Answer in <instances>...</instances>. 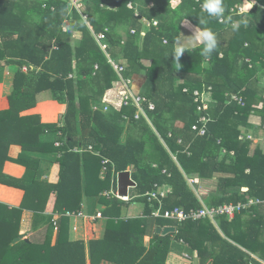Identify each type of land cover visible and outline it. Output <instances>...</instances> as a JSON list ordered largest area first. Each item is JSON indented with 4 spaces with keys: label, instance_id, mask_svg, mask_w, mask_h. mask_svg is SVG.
Listing matches in <instances>:
<instances>
[{
    "label": "trees",
    "instance_id": "trees-1",
    "mask_svg": "<svg viewBox=\"0 0 264 264\" xmlns=\"http://www.w3.org/2000/svg\"><path fill=\"white\" fill-rule=\"evenodd\" d=\"M173 1L85 0L81 13L72 10L69 16L63 4L50 11L40 10L37 0L21 6L17 0H0V64L28 67L25 75L19 70L15 73L9 108L0 110V184L24 191L19 208L0 211V264H86L84 242H69L61 236L60 222L65 218L59 222L55 243L47 245L49 250L45 243L43 248L26 241L11 242L18 236L24 210L41 214L49 194L56 191L55 211H75L82 194L97 197L108 186L113 166L115 173L133 167L137 197L130 202L144 204L146 217L156 206L144 195L159 194L163 186L171 191L161 199L162 211L200 209L193 189L199 187L198 182L212 180L216 189L203 200L207 207L245 204L249 199L264 202V152L253 147L252 136L238 139L248 135L241 128H252L249 118L255 112L261 116L264 131V98L259 89L264 77V0H254L259 5L247 14L230 11L244 0H222L223 22L202 11L203 0H182L176 7L171 6ZM183 20L216 34L217 47L210 58L201 55V44L185 49L176 59ZM238 20L246 23L234 31L232 22ZM121 24L125 29H120ZM77 32L79 39L74 38ZM99 33L105 36L106 54L95 40ZM106 55L124 67L122 76L130 80L131 91L147 100L143 107L156 133L144 119L134 120L133 107L104 110V95L118 80ZM208 88L209 107L199 114L193 92ZM45 92L66 105L61 128L41 123L36 115L20 116ZM226 94L241 95L244 106L227 104ZM148 103L153 104L152 111ZM259 103L262 109L256 110ZM203 115L209 121L205 134L199 136L192 128ZM59 132L64 149L55 159L58 149L46 142L45 135ZM14 146L18 157L12 160L9 152ZM76 148L88 152L76 153ZM48 154L59 167L56 185L40 181L46 173L41 170V158ZM101 158L110 162L107 180L98 183ZM6 161L23 166L24 176L6 179L2 171ZM97 200L107 205L103 241L109 243L110 253H130L108 259L112 264H164L170 234H151L148 248L143 244L153 224L175 226V240L185 242L189 254H197L199 264H260L249 254L264 261V204L245 207L232 220L218 217L222 236L207 220L181 224L150 218L121 220L122 201ZM88 247L90 263L96 264L94 258L103 243L91 240Z\"/></svg>",
    "mask_w": 264,
    "mask_h": 264
},
{
    "label": "crops",
    "instance_id": "crops-1",
    "mask_svg": "<svg viewBox=\"0 0 264 264\" xmlns=\"http://www.w3.org/2000/svg\"><path fill=\"white\" fill-rule=\"evenodd\" d=\"M17 1H18L17 4H20V6H21L22 4L25 5L31 1H36V0H17ZM37 1H40V2H37V4H36L37 7L40 8V10L49 8L50 11H53L54 6L56 4H63L65 6H67V8H68L67 14L70 16V13L72 10H76V11H78V13L79 12L81 13L82 5H83L85 0H37ZM71 1H75V2L80 1L81 8L79 10H77L73 6ZM105 1H107V3H110L112 0H105ZM176 5H177V3L172 4V2H171L172 7H176ZM258 5L259 4L254 0H244L241 5H238V7L242 8V10L244 12L242 14H247V13H249V11L251 10V8L253 6H258ZM84 17H87V15L85 14ZM63 22L65 24L66 19ZM183 23H182L183 27L187 26V28H191V26H193L192 23L189 22L188 20H183ZM195 28L197 29V27H195ZM62 31L65 32L66 29L64 27H62ZM179 37L182 40L177 41V43H176L177 48L184 44L183 42H185V40H186L185 38H189L191 40L192 34L187 29L181 28ZM74 38L79 39L80 34L78 32L75 33ZM187 42H189V41H187ZM190 44L192 46L196 47V45H200L201 43L196 42L194 44L193 43H190ZM192 46H186V47L184 46V48L190 49V47L192 48ZM15 67H16L15 70H11L10 69L11 66H6V65L0 66V110L9 108L8 98L13 94L15 73L18 70L21 71L22 68H24V67L28 68L27 66L20 67V69L17 66H15ZM95 67H97V66H95ZM26 73H27V71H23L22 74L25 75ZM70 76H72V75H70ZM263 80H264V77L261 79V81L259 83V89L262 91L263 98H264V81ZM209 96L210 95H206L207 98H209ZM227 104H229L228 101H227ZM254 108L256 110H261L262 104L259 103L258 105H255ZM65 112H66V105L61 101H57V100L51 98L49 93L45 92V93H42L38 96L37 103L33 108H29V109H26L25 111H22L20 113V116L36 115V116H39L41 123H43V124H55L58 128H61L63 126V120L62 119H63ZM249 123L252 126V128L242 127L241 131L252 136L253 137V147H255V146L260 147L261 150L264 152V131H262L261 130L262 128H260V126L262 125L261 116L257 112H255L249 118ZM147 124H148V122H147ZM151 125H150V127L156 133L153 126H151ZM61 137H62V135L60 134V132L57 133L56 135H51V134L45 135V140H47L46 142H48V143L53 142V146L58 149V152L55 156V159L56 158L58 159L63 154L62 148L64 147V142H61ZM56 143H59L60 145L57 146ZM77 149L78 148L75 149L76 153L88 152V151H84L82 148L79 150H77ZM252 149H254V148H252ZM17 151H18V148L16 146H14L12 148V151L9 152V157H11L12 160L13 159L15 160L18 157L16 154ZM223 153H225V151H223ZM92 155L95 157H98L100 159L97 152L93 151ZM42 157L43 158H41V160H42L41 161V170H46V173L42 176V179L40 181L43 180V181L48 182L51 185H56L58 180H59L58 164H55V162L53 161V156L51 154H48V155L42 156ZM128 168H130V169H128ZM128 168L126 171L120 172V173L128 172L130 175V180L134 182V180L132 179L133 167L130 166ZM112 170L115 172L114 166L112 167ZM2 171H3V175L9 181H14L15 179H21L25 174V168L23 166L18 165L14 162H10V161L4 162ZM89 171H91V170H89ZM101 173H102V170L99 169L98 174H96V180L98 183H102V181L107 180L106 179L107 174L104 177H102ZM118 176H119V173H115V174L111 173V178L109 180L110 184L108 183V186L106 188H102L101 192L97 196L98 198H104L106 200H110V199L104 197L103 193L108 192L111 189L114 192L117 191L119 194ZM202 184L198 182V186H199L198 189H193L195 191L196 195L199 197V200L201 202V206L205 205L203 200H205V198L207 197L206 196L207 194H205L206 197H204V193L202 194V192H203V189L201 187ZM135 187H136V183H135L134 187H128L127 188V196H125V197H129L130 201H132L133 198L137 197L136 196L137 193L135 192ZM130 190L134 191V194L132 196H129ZM170 191H171V188L169 186H163L159 190V193L164 194L163 197H161V199L165 198L170 193ZM200 192L202 195H200ZM97 197L94 196V193H91L88 196L86 194H82V201L80 202V208H78L75 211L66 210L63 212H59V211L57 212V211H55V203H56V198H57V193L55 191V192L49 194L48 202L44 208V211L41 214L34 216L33 213H31L30 211L24 210L22 212V214H21L22 216L20 217L21 223L19 222L20 223V231H18L19 232L18 236L24 235V238L27 240L26 242L37 244L38 246H43V244L45 243V245H44L45 248H48L50 245L55 243L57 231L59 229V222L62 220V218H65L64 220H62L60 222V224L63 223L62 229H61V236L65 235L66 236L65 239H67V241H69V242H71V241H82V242H84L85 252L87 253L86 264H91L90 259L88 257V251H89L88 246H89V242L91 240H98L101 243H103V248L99 249L98 254L94 258L95 263L96 264H112V262L108 259L116 258L118 256V258H117V260H118V259H120L121 256L128 255L130 253L128 251L123 252V253H116L114 251L113 253H110V248H108L109 243L106 244L103 241V239L107 235L106 228H107V224H108L107 223L108 217L105 214L107 212L106 211L107 205L103 204L102 201H98ZM23 198H24V191H22L21 189L0 184V211L1 212H3L5 209L11 210V209L19 208L22 201H23ZM111 199H115V198H111ZM249 200H256V199H249ZM130 201L129 202H123L122 201L124 204H128V207H126L127 208L126 214L123 217V219L121 218L123 216V212H122L123 207H121L119 219H121V220L133 219V218L161 219V218H152L151 214L146 217V215L144 214V204H142L140 211L136 212L137 208L131 207L135 203H132ZM248 201H247V203H248ZM96 202H98L100 204H98ZM247 203H245V204H247ZM238 204H241V203H238ZM245 204H242V205H245ZM258 204H254V205L260 206V205H263L264 202H260ZM254 205H252V206H254ZM249 207H251V206H249ZM79 211L84 213V215L87 218H92V219L87 221L84 219L60 217L57 219V231H54L52 223H53V219L55 217V214L63 215V214H65V212L76 213ZM97 213H100V215H101L100 219H94V217H96ZM50 218H51V220H50ZM48 219L50 220V223H49ZM216 219H215V223L214 224L212 223V224L218 229ZM163 220H165V219H163ZM228 220H230V219H228ZM169 221H171V220H169ZM173 222H175V221H173ZM175 223H177V222H175ZM177 224H181V223H177ZM72 225H73V228H71ZM153 226H154L153 229L148 230L146 233V236H144V238H143V244H144L145 248H148V245H149V242L151 239V234L159 235L156 233L157 228L163 229L166 227H171V228L175 229L174 233L166 234V235L170 234L171 236L169 237V242H168L169 252L165 258L164 264H191L192 261H195L197 259L199 260V258H196V257H198L196 253L189 254L188 246L185 242H183L181 240L180 241L175 240V234H176V227L175 226L165 225L163 227H159V226H155L154 224H153ZM75 228H76V231H74ZM218 231H219L220 235L223 236V234L221 233V231L219 229H218ZM166 235L163 236L160 234V236H162V237H165ZM21 241H25V240H21ZM21 241H19V242H21ZM19 242H17V243H19ZM48 244H50V245H48ZM11 245H12V242H11ZM47 245H48V247H47ZM123 245H124V250H125L126 244H124V241H123ZM44 246H43V248H44ZM48 250H49V248H48ZM2 253H4V252H2ZM185 254H188L191 260H185V258L183 257ZM249 255L252 257V259L256 260L260 264H264V261L259 259L256 255H253V254H249ZM99 257H100V260H99ZM198 264H199V262H198Z\"/></svg>",
    "mask_w": 264,
    "mask_h": 264
},
{
    "label": "built area",
    "instance_id": "built-area-1",
    "mask_svg": "<svg viewBox=\"0 0 264 264\" xmlns=\"http://www.w3.org/2000/svg\"><path fill=\"white\" fill-rule=\"evenodd\" d=\"M182 0H174L173 2L176 4L180 3ZM196 2H198V0H195ZM79 2V7L76 8L77 10H79L81 8V4L80 1ZM76 2V3H78ZM172 2V3H173ZM74 6V5H73ZM75 7V6H74ZM128 8H132V5L129 3L128 4ZM202 9V8H201ZM203 12H206L202 9ZM231 13H238V14H242L243 10L241 7H234L231 10ZM84 19H86V17L83 16ZM219 22H223V18L218 20ZM144 25L147 26V28L150 26L149 23H147L146 21H143ZM153 26L157 25V22H154L152 24ZM134 31H131V33H133ZM104 34L103 33H99L95 35V40L98 43V45L100 46L101 50L106 54V46L102 43V41L104 40ZM109 64L111 65L114 73L116 74L118 80L114 83V88L109 90L105 95H104V100L106 102H108L105 106H104V110H107L109 107H113L115 110L120 111L122 108L125 107H133L135 109V114H134V120H140V119H144L145 121H147L149 123V125H151V122L147 116L146 113V109L143 107V105L145 103H147V100L142 97V96H136L130 89V80L129 79H124L122 76V73L124 71V67L115 63L114 61H112L108 55H106ZM96 68V67H95ZM23 71H28V68L24 67L22 68ZM71 77V76H70ZM116 85V87H115ZM210 89L208 88V90H203L202 92L196 90L193 92V98H194V103L197 105L196 106V111L200 114L203 113L205 111H207L208 107H209V102L210 100H208L209 98L206 97V95H208V92ZM225 97L227 98L228 103H236L238 106L243 107L244 106V98L239 95V94H226ZM108 105V106H107ZM154 109L153 104L148 103V110L152 111ZM125 119H127L126 116H124ZM209 118H207L206 116H201L197 122L196 125L193 126V130L198 132L199 136H203L205 134V127L206 124L208 123ZM152 126V125H151ZM264 130V127H263ZM252 139V137L250 135H240L239 136V140H244V139ZM57 146H59V143H56ZM109 160L105 159V158H101V166H102V177H104L106 175L107 172V167L106 165L109 164ZM112 174H115V172L112 170ZM189 184H193L192 180H188ZM164 194H157L155 192H149L146 193L144 195V197L147 198V200L149 202H155V209L152 210L151 212V217L152 218H161V219H165V220H171V221H175L177 223H183L186 221H192V222H196V221H200V220H208L211 223H215V219L219 216H226L228 219H232L235 215V213L241 211L242 209H244L245 207H249L252 206L254 204H258L260 203L259 200H249L247 204L242 205V204H225L222 206H218V207H207L205 205H202L200 209L198 210H190L188 212L179 209V208H175L172 210H165L162 211V204H161V197H163ZM103 196L111 199V198H115L118 199L120 201L123 202H129L130 198L129 197H121L119 196L117 191H112V189L108 192H104ZM60 217H67V218H76V219H84V220H91L92 218H87L84 213H82L81 211L76 212V213H71V212H65V214L60 215V214H55V217L53 219V229L54 231H57V219ZM101 215L100 213H97L96 217H94V219H100ZM74 231H76V228L74 229ZM186 259H190L188 254H185L183 256Z\"/></svg>",
    "mask_w": 264,
    "mask_h": 264
},
{
    "label": "clouds",
    "instance_id": "clouds-1",
    "mask_svg": "<svg viewBox=\"0 0 264 264\" xmlns=\"http://www.w3.org/2000/svg\"><path fill=\"white\" fill-rule=\"evenodd\" d=\"M201 8L206 11L207 15L214 19H222L225 8L223 6L222 0H203V3L201 4ZM246 23L244 20H238L232 22V29L235 31L238 29V26L240 24ZM199 42L203 45L201 49V55L208 59L211 57L212 52L217 47V38L216 34L208 29V28H197L194 31V34L192 35L191 40L189 43H196ZM185 48L183 46H180L176 49L175 57L176 59H179V57L184 53Z\"/></svg>",
    "mask_w": 264,
    "mask_h": 264
},
{
    "label": "rangeland",
    "instance_id": "rangeland-1",
    "mask_svg": "<svg viewBox=\"0 0 264 264\" xmlns=\"http://www.w3.org/2000/svg\"><path fill=\"white\" fill-rule=\"evenodd\" d=\"M72 2V4L75 6V8H78L79 7V3H76L75 1H71ZM172 4H175L174 2L172 3ZM244 13V12H243ZM182 23H183V21H182ZM182 23L180 24V26H181V28H183V29H187L192 35L194 34V31L196 30V26L194 27V25L193 26H191V28H187V26H182ZM184 24V23H183ZM185 25V24H184ZM123 26H124V24H121L120 25V29H125V27L123 28ZM180 28V29H181ZM198 28V27H197ZM145 30H146V28H144ZM187 41H190V39L189 38H185ZM180 40H182V39H180L179 38V41ZM185 40V42H183L184 44L183 45H181V46H192L189 42H187ZM201 45V44H200ZM197 46V45H196ZM194 46H192V48H193ZM176 48H177V46H176ZM191 48V47H190ZM186 49V48H185ZM188 49V48H187ZM2 65H4L3 63H1L0 64V66H2ZM11 70H15L16 69V67L15 66H11V68H10ZM20 73H23V70H21L20 71ZM264 81V80H263ZM115 87H116V85H115ZM50 95V94H49ZM102 103H103V105L105 106L108 102H106L105 100H104V98H103V100H102ZM258 105V104H257ZM108 106V105H107ZM151 122V121H150ZM149 124V123H148ZM128 169H130V168H128ZM201 187H202V189H203V192H202V194L204 193V197H206L205 196V194H209V193H214V191H215V189H216V181H208V182H206V183H203L202 185H201ZM198 189V188H197ZM134 194V191L133 190H130L129 191V196H132ZM201 194V192H200V195H202ZM96 203H98V202H96ZM98 204H100V203H98ZM102 205V204H101ZM131 206V205H130ZM123 208V210H122V212H123V216L121 217L122 219H123V217L125 216V214H126V207H128V204H124L123 206H122ZM132 208H137V210H136V212H139L140 211V209H141V207H142V204L141 203H135V204H133L132 206H131ZM125 210V211H124ZM22 216V215H21ZM21 223V222H20ZM20 223H18L17 225H18V228H17V230L18 231H20ZM71 228H73V225L71 226ZM19 233V232H18ZM196 258H198V257H196ZM185 260H191V259H186L185 258ZM191 264H198V259L197 260H195V261H192V263Z\"/></svg>",
    "mask_w": 264,
    "mask_h": 264
},
{
    "label": "water",
    "instance_id": "water-1",
    "mask_svg": "<svg viewBox=\"0 0 264 264\" xmlns=\"http://www.w3.org/2000/svg\"><path fill=\"white\" fill-rule=\"evenodd\" d=\"M135 183L133 181L130 180V175L128 172L125 173H119L118 176V188H119V195L122 197L127 196V188L128 187H134ZM175 229L171 228V227H166V228H157L156 229V233L157 234H161V235H166L168 233H174ZM21 240H25L24 235H19L18 237H16L13 241H12V245L16 244L17 242L21 241Z\"/></svg>",
    "mask_w": 264,
    "mask_h": 264
}]
</instances>
